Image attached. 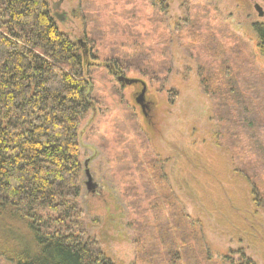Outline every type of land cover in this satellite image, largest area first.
<instances>
[{
    "label": "rangeland",
    "instance_id": "obj_1",
    "mask_svg": "<svg viewBox=\"0 0 264 264\" xmlns=\"http://www.w3.org/2000/svg\"><path fill=\"white\" fill-rule=\"evenodd\" d=\"M46 1L94 89L77 200L93 250L113 264H264V0ZM119 76L145 83L144 110L143 86ZM0 264L19 263L0 250Z\"/></svg>",
    "mask_w": 264,
    "mask_h": 264
},
{
    "label": "trees",
    "instance_id": "obj_2",
    "mask_svg": "<svg viewBox=\"0 0 264 264\" xmlns=\"http://www.w3.org/2000/svg\"><path fill=\"white\" fill-rule=\"evenodd\" d=\"M85 63L46 0H0V250L19 264H113L80 232L79 128L96 105Z\"/></svg>",
    "mask_w": 264,
    "mask_h": 264
},
{
    "label": "water",
    "instance_id": "obj_3",
    "mask_svg": "<svg viewBox=\"0 0 264 264\" xmlns=\"http://www.w3.org/2000/svg\"><path fill=\"white\" fill-rule=\"evenodd\" d=\"M57 7H60V5L58 4ZM57 7H54V10L57 9ZM255 10L258 12V15H259L260 18L264 17V12H263V9L261 8L260 5L256 4L255 5ZM64 18L65 17H62L60 19H64ZM117 79H118V82L123 84V85L132 86V85H135V84H141L143 86V90H142L141 94L139 95V97L137 99V104L140 105L141 108L144 110V108H145V94H146V85H145V83L142 82V81H139V80L128 79V78H125L123 76H119Z\"/></svg>",
    "mask_w": 264,
    "mask_h": 264
},
{
    "label": "flooded vegetation",
    "instance_id": "obj_4",
    "mask_svg": "<svg viewBox=\"0 0 264 264\" xmlns=\"http://www.w3.org/2000/svg\"><path fill=\"white\" fill-rule=\"evenodd\" d=\"M147 107V106H146ZM148 108V107H147Z\"/></svg>",
    "mask_w": 264,
    "mask_h": 264
}]
</instances>
